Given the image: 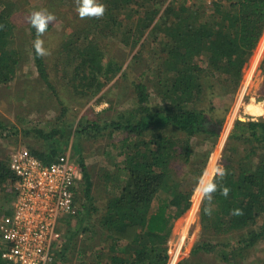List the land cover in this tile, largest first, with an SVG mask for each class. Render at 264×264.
I'll return each mask as SVG.
<instances>
[{
  "label": "trees",
  "instance_id": "trees-1",
  "mask_svg": "<svg viewBox=\"0 0 264 264\" xmlns=\"http://www.w3.org/2000/svg\"><path fill=\"white\" fill-rule=\"evenodd\" d=\"M100 1L106 9L104 15L110 20L107 33L114 32L113 35L123 38L126 35V39L129 34L137 35L136 29L128 27L116 30L119 26L122 28L118 16L124 10L131 11L134 0ZM226 1L227 5H216L208 18L200 17V9L187 6L186 0L178 7L174 1L160 15L158 6L164 7L165 2H156L157 7L147 12L146 19L138 22V31L151 27L159 46L156 79L152 82L159 102L152 101L149 85L133 83L136 107L119 114L116 120L104 127L85 121L79 124L76 134L97 137L106 129L111 130L110 138H114L116 132L126 134L121 141L123 161L108 177L110 196L98 224L100 243H112L111 247L96 253L90 262L82 260L80 264H168V244L174 225L192 208L199 186L193 204L192 195L203 175V169L192 168L195 155L192 141L204 137L215 142L224 123L219 119L213 120V108L197 107L205 96L203 80L224 77L228 93H235L264 37V0ZM4 4L5 8L2 7ZM11 10L5 0L0 1V85L14 81L22 60L13 46L15 27ZM95 18L92 24L99 27L100 18ZM29 28L31 53L39 77L56 93L42 51L44 32L37 34L31 23ZM49 29L48 26L45 31ZM91 36L90 32L83 30L67 36L60 50L59 62L64 68L61 78L69 80L76 93L81 91L86 95L90 92V97H96L120 72V67L105 56L100 43ZM260 69L264 72V58ZM209 89L214 87L209 85ZM14 129L0 121V139L8 134L17 135L18 131ZM62 130L64 136L68 134V126ZM59 132V129H54L48 134L43 131H34L33 134L50 143ZM176 133L184 137V141L176 140ZM30 134L31 131L25 132V135ZM230 144L242 145L244 150L239 152L234 146L230 150ZM229 145L224 170L213 182L211 179L210 189L208 186L209 191L201 206L200 224L205 232L211 234L231 236L240 233V236L234 243L203 240L192 249L194 256L215 254L220 262L226 264L242 258L264 239V223L259 225L264 214V118L238 121L230 135ZM61 149V144L53 141L46 151L30 152L50 163L61 154ZM230 151L231 155L228 154ZM9 161H0L2 191L9 184L15 189L17 178L9 168ZM176 162H182L188 169L186 175H180L176 170ZM78 165L84 190L82 197L80 193L76 194V201L84 198L86 202L79 206L77 214L80 228L85 219L90 221L91 212L97 209L93 205L92 177L84 158H80ZM190 175L196 179L192 183L194 186L189 188L187 177ZM13 188L5 191L0 214L11 216L16 197ZM71 222L72 218H68L65 225H71ZM79 228L68 233L65 247L54 264L66 260L68 252L75 248L73 239L80 232L89 231ZM3 249L0 246V264H5L1 258ZM178 264L199 263L184 259Z\"/></svg>",
  "mask_w": 264,
  "mask_h": 264
},
{
  "label": "rangeland",
  "instance_id": "rangeland-1",
  "mask_svg": "<svg viewBox=\"0 0 264 264\" xmlns=\"http://www.w3.org/2000/svg\"><path fill=\"white\" fill-rule=\"evenodd\" d=\"M174 1L178 7L185 0H134L135 4L131 11L124 10L118 16V21L122 22V28L117 27V31L126 30L127 27L136 29L137 35L129 34L126 39V35L123 38L113 35L114 32L107 33L110 30V20L104 14L99 17V27L92 24L95 17L81 18L78 12L80 0H5L12 9L11 20L15 27L12 34L13 46L21 54L22 60L14 81L8 85H0V121L18 131L17 135L8 134L0 139V161L10 160L12 153L21 149L46 151L49 145L55 141L61 144L62 149L59 153L70 154L71 159L77 163L80 158H84L93 181V205L97 210L91 212L90 221L85 219L86 221L84 220L79 228L80 224L75 217L72 219L71 225L63 228L66 242L70 231H75L77 228L80 230L87 228L89 231L80 232L81 234L79 233L73 239L75 248L72 247L66 260L60 261L58 264H80L82 260L90 262L96 253L111 247L112 243H100L102 238L101 234L97 235L100 231L98 224L110 196L111 182L108 181V177L121 166L123 161L120 155L121 141L126 138V134L116 132L114 138H110L111 130L106 129L101 132V135L92 137L91 135L76 134V130L80 128L79 124L83 121L98 123L104 127L116 120L119 114L126 113L136 107L133 83L142 82L149 85L152 101L159 102L152 87V82L156 79L157 48L159 46L152 28L148 27L145 29L146 31H138V22L146 19L149 10L157 7L156 2H165L164 7L158 6L161 11L160 15H162ZM98 2L103 4L100 0ZM220 3L227 5L226 0ZM218 4L193 7L200 9V17L208 18L213 14ZM186 5L189 6L187 3ZM2 7L5 8L6 5L4 4ZM41 9H46L55 16V23L50 24V29L43 34L42 51L50 72V80L58 95L49 89L39 77L31 53L30 15L33 11ZM129 12L131 15L127 16ZM80 30L90 32L100 43L105 56L109 60L115 61L120 67V72L113 77L110 83H107L105 89L96 97H90V92L83 95L80 91L77 94L69 83L70 81L61 78L64 72L63 65L59 62L62 44L67 36ZM93 36L91 39H94ZM263 58L264 37L254 54L252 64L250 61L245 69L240 87L233 94L228 93L224 77L217 80L209 77L203 80L205 96L197 107L205 110L213 108L214 112L211 115L213 120L219 119L224 123L215 142L212 139L206 140L204 137L194 138L192 141L195 148L192 168L194 170L203 169L202 178L203 176L204 178L202 182L201 178L195 186L191 199L192 204L198 186L199 190L191 210L189 209L174 225L168 244V264H178L184 259H190L191 262L199 264H226L220 262L219 257L215 254L194 256L192 249L203 240L234 243L240 236V233L231 236H218L205 232L200 224V213L213 180L224 170L225 157H227L225 153L236 123L264 118V72L260 69ZM209 85H212L214 89L208 90ZM65 126H68L69 130L68 134L64 136L62 128ZM54 129H59L60 132L50 143L39 140L33 134L34 131H43L48 134ZM28 131H31V134L25 135V132ZM175 137L176 140L184 141V137L179 133H176ZM233 146L239 152L244 150V147L239 144H230V150ZM228 154L231 155V151ZM203 161L206 163L203 164ZM203 165L204 168H202ZM175 166L180 175L188 173V169L183 166L182 162H176ZM195 179L196 176L187 177L189 188L194 186L192 183L195 182ZM81 183L79 184L80 192H78L80 197L84 190ZM12 188L9 184L5 191L9 192ZM5 191L0 190V205L6 197ZM80 199L82 201H77L78 207L86 203L84 198ZM9 217L7 214H0V222ZM263 223L264 214L259 225ZM0 241V246L5 247V241L1 235ZM230 264H264V239L256 247L247 251L242 258L232 261Z\"/></svg>",
  "mask_w": 264,
  "mask_h": 264
},
{
  "label": "built area",
  "instance_id": "built-area-1",
  "mask_svg": "<svg viewBox=\"0 0 264 264\" xmlns=\"http://www.w3.org/2000/svg\"><path fill=\"white\" fill-rule=\"evenodd\" d=\"M223 0H186L212 6ZM9 168L16 176L11 216L0 222L5 264H54L66 239L65 220L77 217L76 194L82 171L70 154L47 163L28 150L12 153Z\"/></svg>",
  "mask_w": 264,
  "mask_h": 264
},
{
  "label": "clouds",
  "instance_id": "clouds-1",
  "mask_svg": "<svg viewBox=\"0 0 264 264\" xmlns=\"http://www.w3.org/2000/svg\"><path fill=\"white\" fill-rule=\"evenodd\" d=\"M105 6L98 0H80L78 12L81 18L100 17L105 13ZM30 23L36 29L37 34L45 32L50 24L55 23V16L46 9L35 10L30 15ZM37 49L39 42L37 41Z\"/></svg>",
  "mask_w": 264,
  "mask_h": 264
}]
</instances>
